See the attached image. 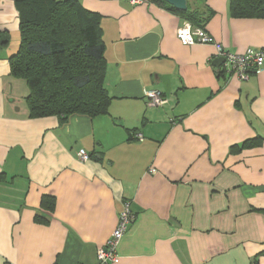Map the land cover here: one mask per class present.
<instances>
[{
    "label": "crops",
    "instance_id": "0c3cea01",
    "mask_svg": "<svg viewBox=\"0 0 264 264\" xmlns=\"http://www.w3.org/2000/svg\"><path fill=\"white\" fill-rule=\"evenodd\" d=\"M231 1L188 4L227 50L264 48V18ZM81 3L101 15L111 100L62 123L31 117L9 61L19 12L0 0V264H97L126 201L119 264H264V68L240 79L217 66L216 46L183 44L190 21L157 0ZM152 89L163 104L148 105Z\"/></svg>",
    "mask_w": 264,
    "mask_h": 264
},
{
    "label": "trees",
    "instance_id": "16d2710c",
    "mask_svg": "<svg viewBox=\"0 0 264 264\" xmlns=\"http://www.w3.org/2000/svg\"><path fill=\"white\" fill-rule=\"evenodd\" d=\"M157 1L194 26H204L198 10L189 6L187 11H181L164 0ZM14 2L21 40L9 61L12 74L28 83L31 117L57 115L65 123L74 114L93 117L107 112L111 96L105 87L101 15L86 9L81 0ZM231 12L238 17L264 18V0H232ZM9 40V32L0 30V47ZM47 209L53 211L54 197L50 196Z\"/></svg>",
    "mask_w": 264,
    "mask_h": 264
},
{
    "label": "built area",
    "instance_id": "2783aa9c",
    "mask_svg": "<svg viewBox=\"0 0 264 264\" xmlns=\"http://www.w3.org/2000/svg\"><path fill=\"white\" fill-rule=\"evenodd\" d=\"M136 1V0H133ZM177 37L185 45H194L198 43H212L216 46V58L224 57L226 69L237 74L240 79H248L252 72H259L264 68V48L248 47L243 52H232L227 50L223 44L217 41L209 34L204 27L194 26L191 22H186L177 30ZM149 106L161 105L165 102V97L159 90H149L146 92ZM136 138L143 140L140 133H134ZM83 161L88 160L89 155L85 150L79 153ZM151 172H156L155 168ZM133 220L131 210V201L124 203V209L121 211L118 224L106 244L97 250V264H119L120 254L118 251L122 238L125 235L128 226Z\"/></svg>",
    "mask_w": 264,
    "mask_h": 264
},
{
    "label": "water",
    "instance_id": "95a60500",
    "mask_svg": "<svg viewBox=\"0 0 264 264\" xmlns=\"http://www.w3.org/2000/svg\"><path fill=\"white\" fill-rule=\"evenodd\" d=\"M164 1H166L170 5L181 11H187L189 7L188 0H164ZM214 62L217 64V66H220L222 63L225 62V58L218 57L214 60Z\"/></svg>",
    "mask_w": 264,
    "mask_h": 264
}]
</instances>
